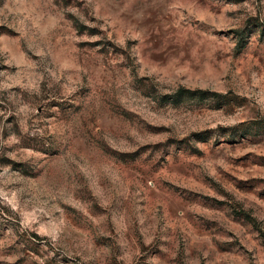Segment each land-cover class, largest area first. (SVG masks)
I'll use <instances>...</instances> for the list:
<instances>
[{"label":"rangeland","instance_id":"1","mask_svg":"<svg viewBox=\"0 0 264 264\" xmlns=\"http://www.w3.org/2000/svg\"><path fill=\"white\" fill-rule=\"evenodd\" d=\"M0 264H264V0H0Z\"/></svg>","mask_w":264,"mask_h":264}]
</instances>
